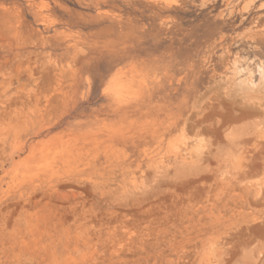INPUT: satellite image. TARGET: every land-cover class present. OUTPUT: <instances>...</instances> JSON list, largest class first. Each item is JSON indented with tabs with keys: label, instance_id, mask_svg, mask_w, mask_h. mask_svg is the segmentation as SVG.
I'll return each mask as SVG.
<instances>
[{
	"label": "rangeland",
	"instance_id": "1",
	"mask_svg": "<svg viewBox=\"0 0 264 264\" xmlns=\"http://www.w3.org/2000/svg\"><path fill=\"white\" fill-rule=\"evenodd\" d=\"M0 264H264V0H0Z\"/></svg>",
	"mask_w": 264,
	"mask_h": 264
},
{
	"label": "bare ground",
	"instance_id": "2",
	"mask_svg": "<svg viewBox=\"0 0 264 264\" xmlns=\"http://www.w3.org/2000/svg\"><path fill=\"white\" fill-rule=\"evenodd\" d=\"M214 111V110H213ZM214 114H216V113H214ZM212 116H214L213 114H212ZM208 117V116H207ZM190 118V117H189ZM193 118V117H192ZM209 118H210V116H209ZM208 118V119H209ZM191 120V119H190ZM203 120V119H202ZM207 121V120H206ZM186 125V124H185ZM194 125V124H193ZM197 126V125H196ZM195 127V126H194ZM207 127V126H206ZM207 130V129H206ZM216 134V133H215ZM2 145V144H1Z\"/></svg>",
	"mask_w": 264,
	"mask_h": 264
}]
</instances>
